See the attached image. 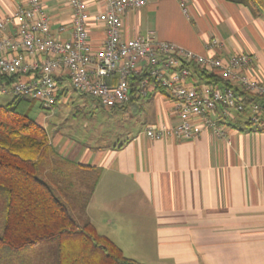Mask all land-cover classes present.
Returning a JSON list of instances; mask_svg holds the SVG:
<instances>
[{
	"label": "crops",
	"instance_id": "obj_1",
	"mask_svg": "<svg viewBox=\"0 0 264 264\" xmlns=\"http://www.w3.org/2000/svg\"><path fill=\"white\" fill-rule=\"evenodd\" d=\"M85 1L88 37L97 51L106 37L97 18L105 2ZM42 2L53 37L69 39L68 0ZM26 4L0 0V19ZM185 5L186 10L179 0H149L126 11L121 38L151 31L157 40L224 61L247 53L252 60L244 72L264 82V10L255 13L251 3L237 0H185ZM213 37L223 42L221 48H208ZM189 68V83H206L196 65ZM109 109L134 118L125 139L85 148L68 141L59 150L48 135L61 158L97 177L82 221L89 220L126 256L145 264H264V113L252 119V106L231 108L229 114L218 106L215 116L225 135L200 128L201 120L194 118V128H200L194 138L151 139L143 133L148 125L179 122L176 100L164 88L133 92L129 101ZM56 243L53 250H21L17 264H59Z\"/></svg>",
	"mask_w": 264,
	"mask_h": 264
},
{
	"label": "built area",
	"instance_id": "obj_2",
	"mask_svg": "<svg viewBox=\"0 0 264 264\" xmlns=\"http://www.w3.org/2000/svg\"><path fill=\"white\" fill-rule=\"evenodd\" d=\"M103 1L105 8L97 18L106 27V37L97 51L88 37L90 13L85 0H68L72 10V35L66 40L53 37L42 0H27L25 6L0 19V73L16 76L12 85L3 91L30 97L42 107L52 109L61 89L57 78L66 77L64 86L68 81L75 90L112 108L129 101L131 80L139 74L142 77L136 93L146 95L149 87L160 85L176 100L178 124L148 125L143 133L151 139L194 138L200 128L225 135L215 116L217 107L224 114H229L231 108H245L233 87L189 83L190 65L216 71L233 86L264 96V82L244 72L251 63V55L239 53L224 61L213 54L204 55L170 41L157 40L151 31L123 40V15L132 8L143 7L149 0ZM179 1L186 10L185 0ZM9 25L13 28L10 33L6 30ZM64 29L65 26L59 28ZM207 45L211 50L218 49L223 42L213 37ZM25 56L34 60L26 61ZM251 106L253 119L264 113V105L253 103ZM194 118L201 120L199 129L194 128Z\"/></svg>",
	"mask_w": 264,
	"mask_h": 264
},
{
	"label": "trees",
	"instance_id": "obj_3",
	"mask_svg": "<svg viewBox=\"0 0 264 264\" xmlns=\"http://www.w3.org/2000/svg\"><path fill=\"white\" fill-rule=\"evenodd\" d=\"M237 1L251 3L255 13L264 10V0ZM197 70L206 83L233 87L244 102V111L253 103L264 105V96L233 86L216 71L199 66ZM141 77L136 74L131 80V94ZM15 79V75L0 73V91ZM66 79L57 78L61 87L57 103ZM34 101L13 95L0 103V264H16L21 250L51 239L59 240V264H145L126 256L89 220L79 223L75 219L71 204L74 201L84 212L97 177L87 176L86 166L70 164L59 156L45 127L29 113ZM82 184L90 189L81 191Z\"/></svg>",
	"mask_w": 264,
	"mask_h": 264
},
{
	"label": "rangeland",
	"instance_id": "obj_4",
	"mask_svg": "<svg viewBox=\"0 0 264 264\" xmlns=\"http://www.w3.org/2000/svg\"><path fill=\"white\" fill-rule=\"evenodd\" d=\"M12 97V93L0 91V103H7ZM123 112L121 109H117L115 112L104 107L92 96L75 90L68 81L63 95L54 108H44L39 101L35 100L29 111L31 117L45 127L49 137L54 138L56 146L59 142V150L68 141L73 144H80L85 148L125 139L127 130L134 118L130 115V112L128 114ZM78 189L87 192L90 188L82 184ZM70 193L71 198H73L72 191ZM70 207L72 214L79 223L86 221H82L83 211L74 201ZM56 242V239L45 240L40 242V245L26 247L23 250L34 248L35 253L45 248L53 250L56 247ZM23 260L25 262V259Z\"/></svg>",
	"mask_w": 264,
	"mask_h": 264
}]
</instances>
